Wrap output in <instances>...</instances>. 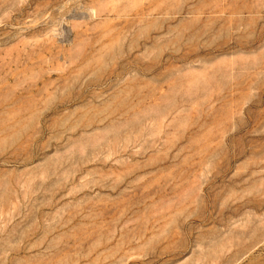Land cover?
Listing matches in <instances>:
<instances>
[{
	"label": "rangeland",
	"instance_id": "1",
	"mask_svg": "<svg viewBox=\"0 0 264 264\" xmlns=\"http://www.w3.org/2000/svg\"><path fill=\"white\" fill-rule=\"evenodd\" d=\"M0 264H264V0H0Z\"/></svg>",
	"mask_w": 264,
	"mask_h": 264
}]
</instances>
